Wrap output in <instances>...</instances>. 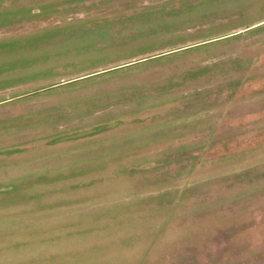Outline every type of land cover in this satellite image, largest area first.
Here are the masks:
<instances>
[{
  "label": "rangeland",
  "instance_id": "rangeland-1",
  "mask_svg": "<svg viewBox=\"0 0 264 264\" xmlns=\"http://www.w3.org/2000/svg\"><path fill=\"white\" fill-rule=\"evenodd\" d=\"M0 264H264V0H0Z\"/></svg>",
  "mask_w": 264,
  "mask_h": 264
}]
</instances>
